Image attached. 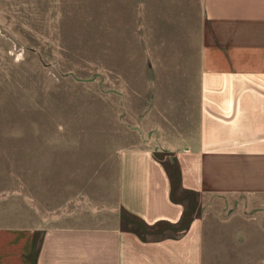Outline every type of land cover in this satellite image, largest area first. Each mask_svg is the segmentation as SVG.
I'll return each instance as SVG.
<instances>
[{"label":"crops","instance_id":"crops-1","mask_svg":"<svg viewBox=\"0 0 264 264\" xmlns=\"http://www.w3.org/2000/svg\"><path fill=\"white\" fill-rule=\"evenodd\" d=\"M143 1L149 17L175 11L158 23L175 25L177 49L151 53L175 59L156 68L176 75L152 103L172 119L117 151L109 209L58 210L39 188L24 209L21 178L15 209L0 201V264H264V0ZM184 41L190 50L178 48ZM160 152L174 163L176 189L195 196L187 219ZM54 170L49 161L48 198ZM122 214L146 232L122 227Z\"/></svg>","mask_w":264,"mask_h":264},{"label":"rangeland","instance_id":"rangeland-1","mask_svg":"<svg viewBox=\"0 0 264 264\" xmlns=\"http://www.w3.org/2000/svg\"><path fill=\"white\" fill-rule=\"evenodd\" d=\"M143 4L0 0V201L13 210L21 198V178L24 209L31 207L38 188L46 191L45 206L58 210L111 208L117 151L142 127L156 131L172 119L164 113L170 107L152 103L164 97L160 88L176 75L156 68L174 66L175 59L151 53L177 49L175 25L158 23L175 11L149 17ZM190 6L195 10L188 9L189 14L195 15L196 3L189 1ZM187 41L178 42V48L190 50ZM157 154L173 178L172 159ZM49 161L55 164L50 198L42 179ZM37 173L39 181L33 180ZM172 195L186 202L187 219L195 196L175 187ZM121 220L124 228L146 232L126 214ZM165 234L171 233L166 229L158 235Z\"/></svg>","mask_w":264,"mask_h":264},{"label":"trees","instance_id":"trees-1","mask_svg":"<svg viewBox=\"0 0 264 264\" xmlns=\"http://www.w3.org/2000/svg\"><path fill=\"white\" fill-rule=\"evenodd\" d=\"M157 153L154 155L157 159H159L158 157H157ZM160 160V159H159ZM162 162V161H161ZM162 164H163V162H162ZM174 164V163H173ZM163 166H164V168H165V171H166V173H167V175H168V177H169V181H170V198H171V200H176L175 199V197H173V195H172V191H173V188L175 187V188H177V174H176V168L174 167V177L173 178H171V176H172V174L171 173H169V170L166 168V166L163 164ZM173 179L175 180L174 181V183H173ZM186 194H192V193H186Z\"/></svg>","mask_w":264,"mask_h":264}]
</instances>
